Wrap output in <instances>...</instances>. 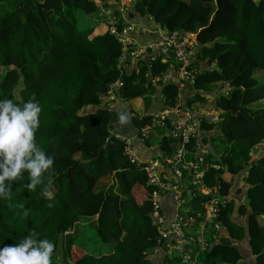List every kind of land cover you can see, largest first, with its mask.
<instances>
[{
  "label": "trees",
  "instance_id": "16d2710c",
  "mask_svg": "<svg viewBox=\"0 0 264 264\" xmlns=\"http://www.w3.org/2000/svg\"><path fill=\"white\" fill-rule=\"evenodd\" d=\"M100 8L95 0H0V99L22 104L35 97L41 108L35 140L54 161L50 184L45 173L43 182L28 190L27 171L10 182L7 197L0 198V247L34 231L55 246L50 264H151L150 254L166 244L153 214L154 186L128 158L125 141L115 133L120 114L106 105V95L110 84L122 79V98L152 101L155 88L148 76L166 72L171 61L144 59L122 72L123 46L107 19L87 29L80 25L78 13ZM150 17L160 27L195 34L199 51L191 61L196 73L187 106L204 102L209 86L218 88L212 91L220 121L200 120L203 132H214V151L207 137L186 144L188 160L209 146L206 160L220 166L208 169L205 178L207 187L217 189L184 192L190 208L181 211L185 223L195 217L205 221L211 242L198 264H264V0H134L127 17H118V27ZM161 94L165 105L174 104L177 84L169 81ZM131 118L139 129L151 117ZM178 144L163 135L159 155H171ZM46 185L50 195L42 196ZM217 190L225 200L219 201L217 217L206 221L205 205ZM237 194L244 197L238 212L247 216L246 225L232 219L236 203L230 197ZM215 222L228 234L219 241ZM87 227L107 245L96 255L75 246ZM246 236L250 257L236 244Z\"/></svg>",
  "mask_w": 264,
  "mask_h": 264
},
{
  "label": "built area",
  "instance_id": "2783aa9c",
  "mask_svg": "<svg viewBox=\"0 0 264 264\" xmlns=\"http://www.w3.org/2000/svg\"><path fill=\"white\" fill-rule=\"evenodd\" d=\"M100 4L104 0H95ZM111 4H117L118 1L123 0H108ZM110 32L114 34L117 39L122 43L123 51L119 58L118 67L122 72L127 71L128 66L138 60V64L142 59L149 62L157 57H161L162 62L171 61L168 70L159 75H149L148 82L155 88L156 94L154 97L160 95V100L163 102L158 109L145 112L150 114L149 122L145 123L138 129V136L142 141H146L151 137L153 132L160 128L163 129V135L170 136L179 141L177 149L173 151L171 155L151 157L144 159L138 155L133 149L132 138L125 137L120 134H116L126 144V153L128 158L135 164L139 165L145 172L147 181L154 186L152 190V204L153 214L157 219L158 229L160 237L167 240L170 233H174L177 241L185 242L189 238L185 232L186 220L181 213H177L174 220L170 223L169 229H163L162 223L164 222V216L161 213V197L168 193L173 192L175 199L181 204L185 191H192V187L204 192L209 189L210 192L216 187L208 188L205 183L207 170L212 166L219 168L218 164L213 165L206 160V155L210 152L209 146H202L200 153L197 154L196 160L190 161L187 159L188 150L186 144L190 140L200 135L203 131L200 129V120L202 117H196L195 112L184 106L182 101L183 93L188 89L189 84L193 83L196 73L195 67L191 65L190 50L194 45V33L179 30H169L158 25L153 28L140 25L134 22H128L123 25L122 28L118 27V17L116 15L109 16L107 18ZM136 30H141L144 33H158V41H150L149 43H143L139 46L136 40L133 38L132 33ZM173 69L175 72L169 75V70ZM173 81L178 86V94L176 101L172 105H165L164 96L160 93L157 94V88L161 87ZM122 79H117L110 84L109 90L106 95V105L110 108L111 102L120 98L119 88L123 86ZM144 113V114H145ZM142 115V114H140ZM139 115V116H140ZM206 119L209 122L217 123L221 117L216 108L207 112ZM170 170L171 176L165 175V171ZM186 171V172H185ZM173 175V177H172ZM205 185V187H203ZM207 193V192H204ZM219 199L213 197L205 205L206 220L213 221L218 214ZM192 219V218H190ZM217 229L221 226L215 222ZM158 247H156L157 249Z\"/></svg>",
  "mask_w": 264,
  "mask_h": 264
},
{
  "label": "crops",
  "instance_id": "0c3cea01",
  "mask_svg": "<svg viewBox=\"0 0 264 264\" xmlns=\"http://www.w3.org/2000/svg\"><path fill=\"white\" fill-rule=\"evenodd\" d=\"M108 1V0H104ZM131 1V0H130ZM109 2V1H108ZM129 2L128 0H124L123 2L114 5V8H117L122 12L124 17H127L128 11L131 10V7L129 4L127 5L126 3ZM134 2V0H133ZM130 7V8H129ZM109 8V7H108ZM107 7H102L101 6V14H99L101 17L104 15V17H109L110 13H115L114 11H111ZM103 13V14H102ZM106 13L107 16L104 14ZM117 16V15H116ZM120 17V16H117ZM102 19H107V18H100L97 23L102 20ZM128 22H134L133 19H128ZM140 25L148 26L149 28H153L156 23L150 19L144 18L142 20H139L138 22ZM133 38L136 40L137 45L139 46L140 44L143 43H149L151 40L158 41L159 36L158 33H144L141 30H136L132 33ZM199 51L197 46H193L192 49L190 50V59L191 61L195 60L196 53ZM144 60V59H142ZM140 63V62H139ZM204 64L201 65L203 67ZM139 67L138 60L133 64V66H128L127 71L131 72L133 69H136ZM196 68V67H195ZM199 68V66H198ZM200 70V68H199ZM175 71L173 69L169 70V75L173 74ZM161 87L157 88V94L161 93ZM205 94V101L204 102H197L195 103L196 106H187V100L190 98V95L192 94L189 89H186V91L183 93V98L182 101L184 103V106L192 109L195 112L196 117H207V112L214 109V99L216 94L212 91V89L207 90ZM156 94L155 92L151 93L152 101H142V105L140 104L139 107H136L133 102L136 100L130 99L126 100L122 97L117 98L115 101L111 102L112 106L110 107L111 109L116 110L119 112V114H124L127 117V121L124 123H121L119 119L117 120L115 124V130L116 134H120L125 137H131L132 142H133V149L138 153V155L144 159H149L151 157H156L161 153V148L160 144L162 141V136H163V131L161 134V139L156 140L152 135L151 140L149 144L146 143V141H142L139 136H138V129L134 126L132 122V118L135 115H140L144 114L146 111H152L158 108H155V105L160 101V95L157 97H154L153 95ZM140 98V97H138ZM160 105V104H159ZM161 106V105H160ZM159 106V107H160ZM214 132H203L201 137H207L208 143L211 146L212 150L214 151L215 147L211 143V136H213ZM217 133L216 135H218ZM171 171L166 170L165 175L171 176ZM173 177V175H172ZM223 179L229 180L230 175L225 174L223 176ZM208 188H210L208 186ZM217 189V187L215 188ZM209 189H206L204 192H208ZM235 199L236 207L234 208V212L232 214V219L234 222L240 224V225H246L247 221V216L240 214L238 212V208L241 205V203L244 201V197H240V195H233L232 198ZM161 213L164 216V222L162 223V228L163 229H169L170 223L174 220L175 216L177 213H181L182 210L188 211L189 204H188V199L187 197L183 196V200L181 204L175 199V196L173 192H168L164 194L161 197ZM262 219L264 220V216H262ZM208 221V220H206ZM190 223L186 224L184 229L189 238L185 242H179L176 240L174 233H170L167 240L165 241L166 244L164 246H158V248L154 249V252L150 254V259H151V264H167L168 262H173L171 264H198L199 260V254L200 252L207 248L210 245V241L208 238V234L205 231V221H202L201 219L195 220L189 219ZM218 241L220 240L221 237H226L228 236L227 230L225 228H221V231L219 230L218 233L216 234ZM248 237L246 236L240 241H237V246L239 247L241 253L243 254L244 257H250L251 256V250L250 246L248 243ZM179 256L180 260H177L176 257Z\"/></svg>",
  "mask_w": 264,
  "mask_h": 264
},
{
  "label": "clouds",
  "instance_id": "9594fccd",
  "mask_svg": "<svg viewBox=\"0 0 264 264\" xmlns=\"http://www.w3.org/2000/svg\"><path fill=\"white\" fill-rule=\"evenodd\" d=\"M40 111L34 96L22 104L0 99V198L7 197L10 182L19 179L22 171L28 173V190L40 185L45 173H49L48 183L51 182L49 170L53 167V157L35 140ZM118 119L121 123L127 121L124 114ZM41 195H50L47 185ZM37 235L30 231L18 243L0 247V264H50L55 246L48 239H38Z\"/></svg>",
  "mask_w": 264,
  "mask_h": 264
},
{
  "label": "rangeland",
  "instance_id": "374dc122",
  "mask_svg": "<svg viewBox=\"0 0 264 264\" xmlns=\"http://www.w3.org/2000/svg\"><path fill=\"white\" fill-rule=\"evenodd\" d=\"M124 1V0H123ZM122 1V2H123ZM129 2H127L126 4L128 5L129 4V6L131 7L132 6V4H133V0H128ZM119 3H121V1H118V3L117 4H119ZM117 4H111V3H109L108 1L106 2V1H102L100 4H98L100 7L102 6V7H109L108 9L110 10V12L111 11H114L113 9H114V5H117ZM129 7V8H130ZM100 10H101V8H100ZM80 16V18L79 19H81L80 20V25L82 26V27H84V29H87V28H89L90 26H97L99 23H97V21L100 19V18H108V17H104V15H102V17L99 15V14H101V12H96V13H93V14H89V15H85V14H83V13H78ZM103 14V13H102ZM106 16H107V14L106 13H104ZM119 14V13H118ZM118 14H116V13H110V15L109 16H111L112 17V15H117V16H121V17H124V15L122 14V12H120V14L118 15ZM209 89H213V90H218V88H217V86H215V85H211V86H209V88H208V90ZM153 92V91H152ZM141 100H145L146 101V97H140V98H136V100H134V102H133V104L136 106V107H139L140 106V104L142 105V101ZM194 106H196V105H194ZM161 134H162V130L160 129V128H158V129H156L154 132H153V137L156 139V140H160L161 139ZM217 144L215 143V146H216ZM225 180V179H224ZM226 181V180H225ZM203 187H205V185L203 186ZM82 227V224L80 223V224H78V228L80 229ZM87 235H86V237H84V238H80V237H78L77 239H76V244L77 245H75V246H77L78 248L79 247H81L82 245H83V248L84 249H86V250H88V252H90L91 254H93V255H96L97 253H100V250L101 249H103V248H105L106 249V247H107V245L105 246V247H103L102 245H101V242L99 241V239H98V237H97V233H96V231L93 229V228H91V227H87ZM108 248H109V246H108Z\"/></svg>",
  "mask_w": 264,
  "mask_h": 264
},
{
  "label": "water",
  "instance_id": "95a60500",
  "mask_svg": "<svg viewBox=\"0 0 264 264\" xmlns=\"http://www.w3.org/2000/svg\"><path fill=\"white\" fill-rule=\"evenodd\" d=\"M216 197L220 200V201H224L225 200V197L224 196H222V194H221V192L219 191V190H217V192H216ZM245 202H246V204H250V198H246L245 199ZM250 206V205H249Z\"/></svg>",
  "mask_w": 264,
  "mask_h": 264
}]
</instances>
